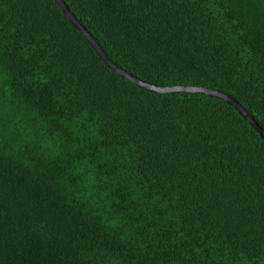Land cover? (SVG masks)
Listing matches in <instances>:
<instances>
[{
    "label": "trees",
    "instance_id": "trees-1",
    "mask_svg": "<svg viewBox=\"0 0 264 264\" xmlns=\"http://www.w3.org/2000/svg\"><path fill=\"white\" fill-rule=\"evenodd\" d=\"M63 1L126 72L264 129V0ZM0 264H264V139L114 72L56 0H0Z\"/></svg>",
    "mask_w": 264,
    "mask_h": 264
},
{
    "label": "water",
    "instance_id": "water-1",
    "mask_svg": "<svg viewBox=\"0 0 264 264\" xmlns=\"http://www.w3.org/2000/svg\"><path fill=\"white\" fill-rule=\"evenodd\" d=\"M56 2L61 7L64 15L71 21V23L83 34V36L87 39L90 45L94 48L98 56L104 61V63L110 67L114 72L120 74L122 77L127 78L128 80L132 81L136 85L153 91L157 93H171V92H198L208 94L219 99H223L233 105L244 117L245 119L256 128V130L260 133L262 138L264 139V129L260 124L256 121V119L246 111V109L240 105L234 98L231 96L224 94L220 91L204 88V87H193V86H166V87H159L157 85H153L147 83L138 77L126 72L120 66L115 64L110 58L106 55L104 50L101 48L99 43L96 39L90 34L88 30L75 18V16L71 13L68 5L63 0H56Z\"/></svg>",
    "mask_w": 264,
    "mask_h": 264
}]
</instances>
